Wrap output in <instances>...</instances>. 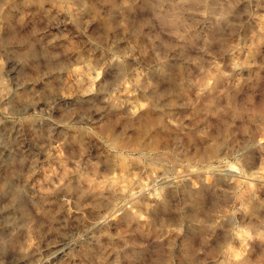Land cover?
Masks as SVG:
<instances>
[{
	"label": "rangeland",
	"instance_id": "rangeland-1",
	"mask_svg": "<svg viewBox=\"0 0 264 264\" xmlns=\"http://www.w3.org/2000/svg\"><path fill=\"white\" fill-rule=\"evenodd\" d=\"M263 5L0 0V264H264Z\"/></svg>",
	"mask_w": 264,
	"mask_h": 264
},
{
	"label": "bare ground",
	"instance_id": "bare-ground-1",
	"mask_svg": "<svg viewBox=\"0 0 264 264\" xmlns=\"http://www.w3.org/2000/svg\"><path fill=\"white\" fill-rule=\"evenodd\" d=\"M263 10H264V5H263ZM263 32H264V29H263ZM5 133H7V132H5ZM8 144L0 142V154H2V155L4 154V156H5V155L10 153V148H12V147L10 145H8ZM9 146H10V148H9ZM24 148H26V147H24ZM46 149L47 148H45L43 146H39V152L40 153L41 152H43V153L46 152ZM10 155L12 156L13 154H10ZM28 155L29 154H27V156ZM4 156H3V158L5 159ZM27 156H26V158H27ZM29 158H31V157H28V159ZM7 159H9V158H7ZM1 160H3V159H1ZM3 162H5V161H3ZM28 163H29L28 165L31 166L33 164V159H29ZM7 182H9V181H7ZM22 190L24 192H28V187H26V185H23V189ZM22 203H23L22 199L19 198L18 200H16V202L9 203L7 206H4V207L0 208V232H11V231L15 230L17 227H19L21 225L22 221L24 220V217H23V215H19L17 209H19V207L22 205ZM21 214H22V212H21ZM0 239H1V237H0ZM73 242H74V238H73L72 235L63 236L61 239H59L58 241H56L53 244H51L48 255H47V246H46V250H45L46 251V257H45L46 263H47V261H49L48 263L52 264V262L57 257V255L59 253H61L63 251V249L67 245H69V244H71ZM47 258H48V260H47ZM6 264H30V262H29V259L27 258V255L25 254V252H20L17 256H15L13 259H11Z\"/></svg>",
	"mask_w": 264,
	"mask_h": 264
}]
</instances>
